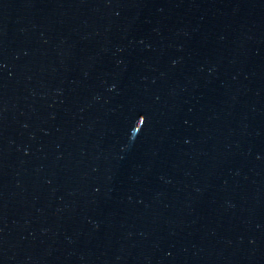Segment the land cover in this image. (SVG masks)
Listing matches in <instances>:
<instances>
[{
  "label": "water",
  "instance_id": "water-1",
  "mask_svg": "<svg viewBox=\"0 0 264 264\" xmlns=\"http://www.w3.org/2000/svg\"><path fill=\"white\" fill-rule=\"evenodd\" d=\"M0 264H264V0H0Z\"/></svg>",
  "mask_w": 264,
  "mask_h": 264
}]
</instances>
